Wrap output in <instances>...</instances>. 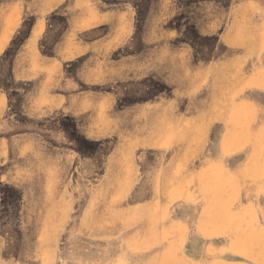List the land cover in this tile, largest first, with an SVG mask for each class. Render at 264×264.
<instances>
[{"label":"clouds","instance_id":"obj_1","mask_svg":"<svg viewBox=\"0 0 264 264\" xmlns=\"http://www.w3.org/2000/svg\"><path fill=\"white\" fill-rule=\"evenodd\" d=\"M0 264H264V0H0Z\"/></svg>","mask_w":264,"mask_h":264}]
</instances>
